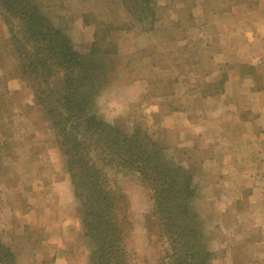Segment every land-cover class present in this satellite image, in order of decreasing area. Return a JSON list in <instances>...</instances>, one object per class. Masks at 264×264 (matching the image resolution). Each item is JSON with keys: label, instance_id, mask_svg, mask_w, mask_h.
<instances>
[{"label": "rangeland", "instance_id": "374dc122", "mask_svg": "<svg viewBox=\"0 0 264 264\" xmlns=\"http://www.w3.org/2000/svg\"><path fill=\"white\" fill-rule=\"evenodd\" d=\"M33 1L36 2L35 4H41L45 15L51 17L56 25L64 29L74 48L83 55L88 52L93 40L96 22L121 27L110 35L117 49L119 48L124 55L111 64L108 69L111 75L100 82L93 109L107 123L123 119L127 132H131L135 124L141 125L153 139L157 138L166 148L165 153L168 159L173 162L181 161L185 163V166L193 164L191 181L193 198L189 201V208L197 216L196 222L203 232L208 250L213 255L211 264H228L231 254L226 255L223 252L225 248L222 247H225V241H231V239L223 231L220 233L218 230L222 227L223 220L226 227L232 230L240 229L238 227L240 218L246 220L244 229L252 228L257 224L260 216L257 213L256 190L253 196L250 194V199L240 201L242 212L248 213H244L240 218L231 219L230 216H226L225 219L216 220L217 213H223L226 206L224 207L221 202L218 205L215 201L213 203L211 195L218 193L219 198L225 196L223 187L217 184L219 182L223 186L230 184L233 178V175H229L230 170L226 171L229 174L225 171L219 172L216 165L208 164V158L212 154L211 148L207 146L206 138L209 137L206 135L216 136L221 131V126L215 125L216 119L213 117L200 116L199 111L191 114L192 110H189V118L193 120V126L170 127L161 124L164 122H162L163 116L156 115V104H160L158 112L169 111L171 114L175 111L170 110V104H172L170 101L156 98L166 89V85L156 81V65L165 67L170 62L177 63L178 72H181V69L183 71L186 67L184 57L189 49L200 50L198 43L188 44L192 36L195 40L198 33L200 38L208 39L213 33L216 38L208 39L209 52L212 48L215 50V40L223 36L224 32L232 31L234 28L233 31H235L242 26L248 27L246 24L251 21L255 24L253 11L256 9L255 2L260 0H153L155 23L151 32L146 30L144 32L137 24L131 23L120 0ZM46 7H49V11ZM194 20L197 22L194 23ZM201 23L204 24L201 25ZM192 25H196V32L190 29ZM206 28H209V34ZM253 29L258 34L254 36V39H261L260 26ZM170 32L180 39L178 45L171 44ZM259 39L256 40L258 44L256 55H250L255 54L254 47L249 49L246 46L243 50L246 51L244 56H250V59L245 64L239 65V63L237 69L245 79H248L249 73L253 72L257 83L253 81L251 83L257 87L260 83L259 71L264 68V54L261 51L264 44H261ZM9 44L8 30L0 20V246L8 248L12 256L7 264H83V262L91 264L89 257L93 248H90L89 238L85 236L81 224L80 203L73 194L74 190L66 172L64 159L54 143L53 131L49 126L52 144L48 142L45 146L40 145V141L46 139L44 124L42 127L38 125L42 121L44 123V118L38 121L36 126L33 118L26 117L27 113L33 110V107L28 106V103L33 104V94L25 82L11 77L12 69L9 67L14 66V62L9 55ZM183 46L185 49L182 48ZM226 47L230 52L225 51L218 56L214 55V59L220 60L219 64L228 60L239 46L231 42L226 44ZM236 57L237 54L234 55L233 61ZM254 57L256 59H253ZM202 61V67L208 68L209 63L206 60ZM254 65L256 70L252 68ZM162 72L167 73V70L163 69ZM223 77L220 76L210 85L206 83L199 87L206 86L211 94L217 96L224 86L225 78ZM13 80L22 87L15 86L17 91L9 93L7 88L12 87L13 84L7 82ZM178 84L181 87L192 85L179 82ZM24 88H27L28 92ZM246 94L248 93L239 94L237 101L242 96L245 98ZM178 95L181 98L185 97L184 93ZM212 110L214 113L216 109ZM167 114L165 116L169 115ZM211 120L213 125L205 124L206 121L208 123ZM204 131H207L205 137L202 135ZM34 134L36 137L33 140ZM217 152L215 149V154ZM228 166L230 168V165ZM235 166L232 165V167ZM132 179H125L121 184L128 197L131 214V229L127 243L131 264H155L159 256V248L154 243V236L148 235L144 227V216L151 207L150 195ZM40 182L46 185V193L41 194L43 189H40ZM215 184L216 186H211ZM47 197L48 201H54L52 214L56 217L54 215L53 217L63 216L64 219L51 220L49 215V219L42 226L34 220L35 202L38 198ZM70 198L71 201L68 202ZM27 202H29L28 205ZM8 208L11 209V213ZM207 214L210 217L208 221L205 220ZM211 216H214L213 220ZM263 238L264 235L259 232L252 239L250 236L247 240H256L263 244ZM236 246L232 245V248H238L239 245ZM254 251L258 252L257 248ZM259 254L255 253V258H258Z\"/></svg>", "mask_w": 264, "mask_h": 264}, {"label": "trees", "instance_id": "16d2710c", "mask_svg": "<svg viewBox=\"0 0 264 264\" xmlns=\"http://www.w3.org/2000/svg\"><path fill=\"white\" fill-rule=\"evenodd\" d=\"M120 2L131 23L152 31L153 0ZM35 3L0 0V20L8 30L14 62L9 68L11 77L27 84L33 105L53 131L93 248L90 263L131 264V214L121 184L133 178L150 195L144 227L159 248L155 264H211L213 255L189 208L193 164L168 159L166 148L141 125L127 132L123 119L107 123L93 109L98 86L118 59L110 34L121 27L96 22L83 55ZM11 258L9 249L0 246V263Z\"/></svg>", "mask_w": 264, "mask_h": 264}, {"label": "crops", "instance_id": "0c3cea01", "mask_svg": "<svg viewBox=\"0 0 264 264\" xmlns=\"http://www.w3.org/2000/svg\"><path fill=\"white\" fill-rule=\"evenodd\" d=\"M255 3L256 9L253 11L255 15L253 18L256 19L255 24L251 21L246 24L248 27L242 26L236 28L235 31H233L234 28L232 31L229 30V32H224L223 36L221 35L215 40V50L212 48L209 52L208 39L212 38L213 40L216 38L213 36V33L211 35L212 37L208 39L200 38L198 33H196L197 37L195 40H193V36L191 37L192 39L189 38L191 40H189L188 44L193 45L194 43H198L200 50L189 49V52L184 57L186 59V67L183 71L181 69V72H178V69L176 68L178 65L177 63L172 64L170 62L165 67L156 65V81L166 85V89L160 93L159 96H156V98H162L167 102L170 101V103H172L170 104V110H172V112L175 111L171 114L169 111L165 113L158 112L160 104H156V115L160 117L163 116L162 122H164L161 124L170 127H173L174 125L193 126L194 122L189 118V110H192L191 114L199 111L200 116L204 115L205 117L207 115L209 118L213 117V119H216L214 120L215 125L221 126L220 129L222 132L219 131V134H216V136H208L209 134L206 135L207 131H204L202 134L204 137L205 135L209 137L206 138V141L208 142L207 146L211 148L212 156L208 158V164L216 165L219 168V172L230 170V174L228 172L226 173L230 176L233 175L230 184L227 183L224 184V186L221 182L217 184L218 186L223 187L226 192L225 196L219 198L217 197L218 193L217 195H211L213 203L215 201L218 205L219 202H221L224 207L226 206L222 211L223 213H217L216 220L225 219L226 216H230L231 219H235L236 217L240 218L244 213H248L246 211L242 212L243 209L240 206V201L243 200L244 202V199H250L251 195L254 194L256 190L255 200L258 204L257 213L260 216V220H258L257 224L252 226V228L247 227L244 229V223L246 220L245 218H240L238 226L240 229L232 230L226 227V224L224 223L225 220H223L221 224L222 229L220 228L218 230L219 232L223 231L224 234L231 239V241H225V247H222L225 248L223 252L226 255L229 253L231 254L229 256L230 261L228 264H264V243L262 244L259 243V241L251 240L253 236L259 232L264 235V207H261L264 206V68L262 71H259L260 83L258 87L251 83V81L257 83L253 72H250V75L247 76L248 79H245V77L237 71L239 65L245 64L246 61L250 59V56H244L246 51L243 50H245L246 46L248 48L254 47L255 54L251 53L250 55H256V48L258 46L256 40L259 38L256 40L254 39V36H258L253 29L254 27L258 28L260 26L262 37L259 41L261 44H264V0H260V2L256 1ZM196 22L197 20H194V23ZM203 24L204 23H201V25ZM190 29L192 32H196V25H192ZM206 29L209 34V28ZM170 34H172V32H170ZM230 38H232V40ZM230 41L233 44H237L239 47L234 50V53L230 55L228 60H224L222 64H219L221 63L220 60L214 59V55L218 56L220 53H225V51L230 52L226 47V44L231 43ZM179 42L180 39L172 34L171 44L175 46L176 44L178 45ZM182 48L185 49V46ZM117 50L118 58L121 55H124L119 48ZM261 51L264 54V48H262ZM236 54L237 57L233 61V57ZM197 56H199V58H196ZM169 58L172 61L170 56ZM253 59H256V57ZM202 60H206L209 63L208 68L202 67ZM252 68L255 69L256 66L254 65ZM163 69L167 70V73H163ZM220 76H224L223 78H225V81L223 84L224 86L222 87L223 89L219 95L214 96L211 94L209 89H206V86L199 87L201 84L205 85L207 83V85H210L214 83L220 78ZM178 78L179 81H177ZM237 81L238 83L236 84ZM178 82L192 85L181 87ZM7 83L13 84L12 87L7 88L9 93H13L17 86L22 87L21 84H17L18 82L16 80ZM24 90L28 92L27 88H24ZM242 92L248 93L245 95L246 101L244 96L237 101V97H240L239 94H242ZM179 93H184L185 97L181 98L178 95ZM177 101L181 102L178 103ZM28 106H30V108L33 107V110H30L26 117L33 118L32 120L36 121V123L33 122L36 126L40 125L42 127L44 124L46 129V139L40 141V145L44 144L45 146L48 142L51 143L52 134L49 131L48 124L45 120L44 123L43 121L40 124L37 123L38 121L43 120L41 112L34 107L33 104L28 103ZM212 109H216L217 111L214 110L213 113ZM166 113L169 115L167 114L168 116H165ZM212 122V120L208 123L206 121L205 124L213 125ZM35 137L36 134L33 135V140ZM215 149L218 151L216 153L218 155L215 154ZM56 158L58 159V156ZM228 165H230V168ZM232 165L236 166L232 167ZM245 166H247V168H245ZM42 184L43 182H40V189H43L41 190V194L47 192L46 185L43 184L42 186ZM211 186H216V184ZM211 186L209 185V187ZM65 191L66 190H64V192ZM42 199L43 198H38L35 202L36 211L34 212V220H37L40 223L38 225L43 226V224L49 219V215H51V220L59 221L60 219H64L63 216L60 218L53 217V215L55 216V214H52L54 201H48V197L43 199V201ZM70 201L71 198L68 202ZM28 203L29 202H27V205ZM58 203L61 202L58 201ZM8 211L11 213V209L9 210L8 208ZM208 216L209 214L205 217L206 221L210 218ZM213 217L214 216H211L212 220ZM250 236L251 239L247 240ZM232 245L239 246L238 248H236L237 246L232 248ZM255 248H257L260 254L257 251H254ZM255 253L259 254L258 258H255ZM83 264L85 263L83 262Z\"/></svg>", "mask_w": 264, "mask_h": 264}]
</instances>
